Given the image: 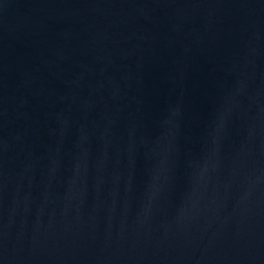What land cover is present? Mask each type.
I'll use <instances>...</instances> for the list:
<instances>
[{
    "label": "water",
    "instance_id": "water-1",
    "mask_svg": "<svg viewBox=\"0 0 264 264\" xmlns=\"http://www.w3.org/2000/svg\"><path fill=\"white\" fill-rule=\"evenodd\" d=\"M0 264H264V0H0Z\"/></svg>",
    "mask_w": 264,
    "mask_h": 264
}]
</instances>
